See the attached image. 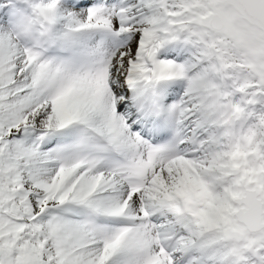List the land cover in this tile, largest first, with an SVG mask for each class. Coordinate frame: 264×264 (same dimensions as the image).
Listing matches in <instances>:
<instances>
[{"label":"snow or ice","instance_id":"obj_1","mask_svg":"<svg viewBox=\"0 0 264 264\" xmlns=\"http://www.w3.org/2000/svg\"><path fill=\"white\" fill-rule=\"evenodd\" d=\"M0 264H264V0H0Z\"/></svg>","mask_w":264,"mask_h":264}]
</instances>
